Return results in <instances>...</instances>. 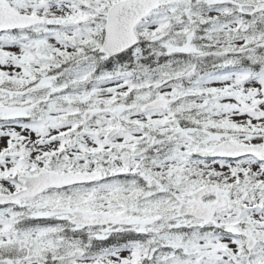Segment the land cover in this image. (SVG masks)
I'll return each instance as SVG.
<instances>
[{
  "label": "snow or ice",
  "instance_id": "snow-or-ice-1",
  "mask_svg": "<svg viewBox=\"0 0 264 264\" xmlns=\"http://www.w3.org/2000/svg\"><path fill=\"white\" fill-rule=\"evenodd\" d=\"M0 264H264V0H0Z\"/></svg>",
  "mask_w": 264,
  "mask_h": 264
}]
</instances>
